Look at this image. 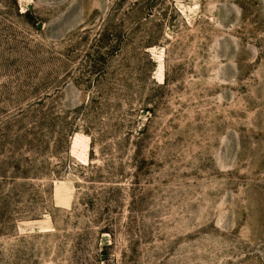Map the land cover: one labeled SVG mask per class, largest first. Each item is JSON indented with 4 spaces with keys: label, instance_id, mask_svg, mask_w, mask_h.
Returning <instances> with one entry per match:
<instances>
[{
    "label": "rangeland",
    "instance_id": "rangeland-1",
    "mask_svg": "<svg viewBox=\"0 0 264 264\" xmlns=\"http://www.w3.org/2000/svg\"><path fill=\"white\" fill-rule=\"evenodd\" d=\"M0 264H264V0H0Z\"/></svg>",
    "mask_w": 264,
    "mask_h": 264
},
{
    "label": "trees",
    "instance_id": "trees-1",
    "mask_svg": "<svg viewBox=\"0 0 264 264\" xmlns=\"http://www.w3.org/2000/svg\"><path fill=\"white\" fill-rule=\"evenodd\" d=\"M108 36L110 35H104V39L107 40L109 38Z\"/></svg>",
    "mask_w": 264,
    "mask_h": 264
}]
</instances>
